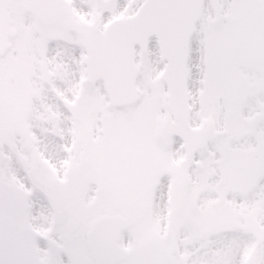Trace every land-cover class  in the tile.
Returning a JSON list of instances; mask_svg holds the SVG:
<instances>
[{
    "label": "snow or ice",
    "instance_id": "6c2138e0",
    "mask_svg": "<svg viewBox=\"0 0 264 264\" xmlns=\"http://www.w3.org/2000/svg\"><path fill=\"white\" fill-rule=\"evenodd\" d=\"M0 264H264V0H0Z\"/></svg>",
    "mask_w": 264,
    "mask_h": 264
}]
</instances>
